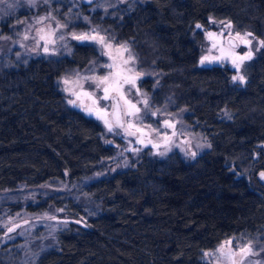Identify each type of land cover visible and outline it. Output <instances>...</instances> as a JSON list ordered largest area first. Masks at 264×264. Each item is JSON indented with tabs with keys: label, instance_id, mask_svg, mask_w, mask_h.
<instances>
[{
	"label": "trees",
	"instance_id": "1",
	"mask_svg": "<svg viewBox=\"0 0 264 264\" xmlns=\"http://www.w3.org/2000/svg\"><path fill=\"white\" fill-rule=\"evenodd\" d=\"M101 3L44 6L70 30L92 26L127 43L150 104L181 117L211 147L192 160L143 150L128 167L96 176L115 149L99 120L67 102L58 78L90 67L102 73L98 46L74 41L67 52L0 53V190L68 179L94 206L86 221L74 219L49 237L33 264H204L203 251L230 236L264 242V182L238 173L264 170V48L246 64V83H233L229 65H198L204 37L195 27L210 16L229 19L264 40V0ZM24 4L0 13L6 31L14 16L30 12ZM83 200L69 198L70 208ZM0 264L11 262L0 254Z\"/></svg>",
	"mask_w": 264,
	"mask_h": 264
},
{
	"label": "rangeland",
	"instance_id": "2",
	"mask_svg": "<svg viewBox=\"0 0 264 264\" xmlns=\"http://www.w3.org/2000/svg\"><path fill=\"white\" fill-rule=\"evenodd\" d=\"M18 1H23L26 7L24 11L26 10L29 12L30 10V12L27 13V15L21 14L22 16H14L8 26L9 30L7 31V28L0 25V53L36 56L67 52L71 43L74 41L91 42L98 46L101 53H111V57L110 55L103 54L105 61L103 66L104 71L102 73L98 72L96 68L90 67L86 70L77 71L73 75H63L58 78L59 87L65 94L67 102L69 100H75L78 105L84 104L92 106V99H98L103 96V92L96 88L95 82L85 80L84 77H102L108 75L110 71H116L115 68L109 69L107 67L109 64L115 63L117 66L131 68V74L137 72L141 73L136 80L135 87L128 84L123 86L126 98L136 104L140 109V112L135 116L125 115L127 128L129 124L133 125V127L128 130L135 133L134 135H128L125 128L123 129L115 126L113 131L109 132L103 120L97 119L94 114L88 115L82 107H76L70 104L86 115L99 120L104 126L105 141L111 144L115 149L114 156L106 160L103 171L95 173L96 176H101L117 169L128 167L143 150H148L150 154L159 157H165L171 152L177 151L185 159L192 160L208 147L209 143L207 138L202 133L195 131L181 117L175 116L172 113L162 112L160 109L154 108L150 104L149 96L139 86L140 80L145 75L138 69L136 59L128 65H122L121 60L127 59L128 53L124 52L121 55L115 50L119 45L125 44V42L116 43L109 39L99 28L92 26L81 30L68 29L66 25L59 21L54 12L45 9L44 4L50 3V0H0V13L3 12L6 6L10 7L11 4L17 3ZM107 1L109 0H91V2H89V0H67V2L72 3V6L78 2L90 3L92 4V9L96 8L99 2H103L101 4H106ZM121 1L125 2L128 0ZM212 21H215V23ZM228 22H231V29L225 26ZM197 24L202 26L196 29L202 30L204 37L198 65L210 66L213 64H227L234 70L233 75H235L236 70L232 67L230 58H225L222 61L214 60L212 63L206 62L203 65L200 61L204 56L210 58L220 57L221 49L224 50L227 56L231 46L228 42V38L234 37L236 39V33L243 35L249 31H239L235 28L231 20L220 19L213 16L209 17V24L207 26L199 22H197L196 25ZM93 29H95V32H93ZM207 32H213L217 35L209 39L206 35ZM73 33L77 35L81 33H88L89 35L99 33V35L104 36L106 40L113 45V48L105 49L102 45L92 40H75L72 38ZM42 36L44 39H41ZM254 37L255 39L249 37V39L252 40L251 47L254 53L253 58H255L258 53L256 51L258 42L263 40L259 37ZM49 41H54V43ZM237 42L238 45L232 48V51L236 55H243L248 51V48L238 40ZM46 44L49 48L48 53L44 52V46ZM213 45H215V47ZM128 48L130 49L131 55L134 56L129 45ZM112 57H115V59ZM251 60H246L241 66V74L245 76V83L247 81L245 66ZM65 79L69 81L67 84L63 83ZM137 89L139 91H137ZM82 92L93 93L92 99L83 96L77 99V96L73 95V93L80 94ZM145 100H147V105L144 103ZM97 107L106 109L108 113L107 118L115 125L110 113L112 99L99 100ZM123 107L125 111V106L123 105ZM165 121H168L172 127H166ZM137 129H139V131H137ZM165 137L168 139H165ZM138 140L142 141V143H138ZM149 141H151V143H149ZM153 145H156V147ZM193 153H195V156L192 155ZM232 169L236 170V167H232ZM261 172H264V170L256 169L255 167H250L243 173L238 171L239 176H246L251 183L255 182L254 177L264 182V179L260 176ZM88 179L89 178H84L83 181ZM49 196L53 197V200L47 202V207L36 210H31L28 207L29 204L36 205L40 202H45ZM81 197L84 198L81 205L77 208H70L69 198H72L74 203L77 204L78 199ZM56 199H63L64 202L62 205H56V208H52L53 205L51 204L56 201ZM87 200L88 195L85 191L80 190V184L70 182L68 179H55L39 185H22L15 189L0 190L1 256L6 257L7 261L11 262V264H33L37 257L49 248L46 243L49 237L56 235L58 231L68 227L70 222L74 219H79L80 221L87 220L92 209H94V206L89 205ZM79 207L81 210H78ZM8 227H12L14 231L9 233L7 231ZM229 241L231 242L230 244L228 243ZM249 246L252 249V253L243 256L240 249ZM221 249L223 250L221 251ZM202 260L204 264H264V242H254L251 238L246 236H230L222 240L215 248L204 250Z\"/></svg>",
	"mask_w": 264,
	"mask_h": 264
},
{
	"label": "snow or ice",
	"instance_id": "3",
	"mask_svg": "<svg viewBox=\"0 0 264 264\" xmlns=\"http://www.w3.org/2000/svg\"><path fill=\"white\" fill-rule=\"evenodd\" d=\"M89 2H91V0H89ZM212 22L215 23V21H212ZM221 23H223V22H221ZM225 26L228 29H231V27H232L231 22H228ZM201 27L202 26L200 24L196 25V28H201ZM93 32H95V29H93ZM206 35L208 36L209 39H212L217 34L213 33V32H207ZM249 37H252L253 39H255V37L253 36V34L251 32H246L243 35H241L240 33H236V39L248 48V51L246 53H244L243 55H236L232 51V48L235 47V44H232L230 42L231 46H230V49L228 50L227 56L225 55L224 50L221 49V56L220 57H211L210 58L208 56H204L201 58L200 63L203 65L206 62L212 63L214 60L222 61L225 58H230L231 63H232V67L236 70V74L233 75L231 78L232 82L233 83L238 82L239 84H244L245 83V76L243 74H241V66L243 65V63L246 60H251L253 58V55H254L252 47H251L252 40L249 39ZM72 38L75 40H79V41L92 40V41H95L96 43H99L100 45H102V47L105 49H112L113 48V45L111 43H109L104 36L99 35V33H96L95 35H89L88 33H81V34L77 35L76 33H73ZM41 39H44V37L42 36ZM49 42L54 43V41H49ZM213 46L215 47V45H213ZM261 48H264V40H261L258 42V46L256 47V51L259 52ZM115 50H116V52L120 53L121 55L124 52L128 53V58L121 60L122 65H128L130 62L135 60V57L131 55L130 49L128 48V45L126 43L119 45ZM44 52L45 53L49 52V48L47 47V44L44 46ZM102 54L110 55V57H111L110 52L102 53ZM112 58L115 59V57H112ZM107 67L109 69L115 68L116 71H114V72L110 71L108 75L102 76V77H98V76L84 77L85 80H90V81L95 82L96 88L102 90L103 96L99 97L98 99H92L93 93H91V92H82L80 94L73 93V95L77 96V99H80L81 96L92 99V106H87L84 104L78 105L75 100H69L68 103L72 104L73 106H76V107H82L83 110L88 115H93V114L96 115L97 119L103 120L108 131L112 132L114 129V126L115 127H124L123 123H121L120 112H119L121 101L123 102V105L125 106V111H124L123 115L135 116L140 112V109L136 106V104L132 103V101H130L126 98V96L124 94L123 86L125 84H128V85H131L132 87H135L136 86V80L139 78L141 73L137 72L135 74H131L132 73L131 68H125V67L117 66L115 63L109 64V65H107ZM68 82L69 81L67 79H65L63 81V83H65V84H67ZM137 91H139V90L137 89ZM110 99L116 100V103L113 105L114 110L112 113V115L115 117V120H116L115 125H113V123L110 122V120L107 118L108 117L107 110L97 107L99 100H110ZM144 103H145V105H147V100H145ZM164 123H165L166 127H172V125L168 121H165ZM132 127H133V125H131V124L128 125V129H130ZM128 129H125V131L127 132L128 135H134L135 134V133L129 131ZM137 131H139V129H137ZM165 139H168V138L165 137ZM137 142L142 143V141H139V140ZM149 143H151V141H149ZM153 146L156 147V145H153ZM208 146L211 147V145H208ZM192 155L195 156V153H193ZM260 176L262 179H264V172H261ZM7 231L9 233H11L12 231H14V229L12 227H8ZM228 243L230 244L231 242L229 241ZM222 250L223 249H221V251ZM240 252L243 254V256H246V255L252 253V249L249 246L247 248H241ZM230 255H235V254H230ZM243 256H242V259H243Z\"/></svg>",
	"mask_w": 264,
	"mask_h": 264
},
{
	"label": "water",
	"instance_id": "4",
	"mask_svg": "<svg viewBox=\"0 0 264 264\" xmlns=\"http://www.w3.org/2000/svg\"><path fill=\"white\" fill-rule=\"evenodd\" d=\"M228 42L232 43V44H235V47L238 45V42L237 40L234 38V37H229L228 38ZM116 103V100H112V108H111V118L112 120L116 123V120H115V117L112 115L113 113V105ZM119 112H120V118H121V123H123L124 127H121V128H125V129H128L127 128V122H126V118H125V115H123L124 113V107H123V104H122V101L120 102V109H119Z\"/></svg>",
	"mask_w": 264,
	"mask_h": 264
}]
</instances>
